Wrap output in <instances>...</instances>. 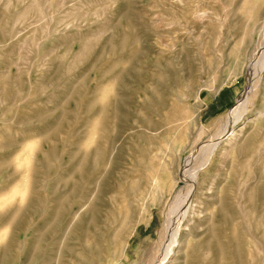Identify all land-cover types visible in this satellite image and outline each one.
Here are the masks:
<instances>
[{
  "label": "rangeland",
  "instance_id": "rangeland-1",
  "mask_svg": "<svg viewBox=\"0 0 264 264\" xmlns=\"http://www.w3.org/2000/svg\"><path fill=\"white\" fill-rule=\"evenodd\" d=\"M263 64L264 0H0V264H264Z\"/></svg>",
  "mask_w": 264,
  "mask_h": 264
},
{
  "label": "bare ground",
  "instance_id": "bare-ground-1",
  "mask_svg": "<svg viewBox=\"0 0 264 264\" xmlns=\"http://www.w3.org/2000/svg\"><path fill=\"white\" fill-rule=\"evenodd\" d=\"M263 70H264V64H263V66H261V68L259 69V75L258 76H261V74H262V72H263ZM249 86H252V84L250 83V85ZM253 87V86H252ZM249 88H251V87H249ZM252 89V88H251ZM249 90V89H248ZM248 93H250V92H248ZM245 95V94H244ZM249 97V96H248ZM244 98V97H243ZM245 100H246V97L243 99V100H240V104L236 107V108H234L233 110H232V112L231 113H239L240 112V110H241V108H242V106L244 107V105L243 104H241V103H245ZM243 112V111H242ZM236 121V120H235ZM234 121V122H235ZM233 122V121H232ZM231 122V123H232ZM226 132V131H225ZM228 132V131H227ZM219 140L220 139H218V141L213 145V147H212V150H211V153H210V155H209V157H208V161H211L212 160V158H213V156H214V153H215V149H216V147H217V145H218V143H219ZM198 172V171H197ZM196 174V173H195ZM194 175V174H193ZM192 193H193V191L190 193V197L189 198H187V200L186 201H184V203H185V208H183L182 207V209H184L183 210V215H182V220L184 221L185 220V217H186V215H187V212H188V209L190 208V204H191V201H190V199H191V196H192ZM182 206H183V204H182ZM181 209V208H180ZM179 209V210H180ZM178 220V219H177ZM178 224H179V222H177ZM176 223V224H177ZM175 224V225H176ZM178 226V225H177ZM180 226V225H179ZM179 226L177 227V231H176V229H175V231H176V236L174 237V240H176L177 239V236H178V229H179ZM175 228H176V226H175ZM173 231H174V229H173ZM175 231H174V233H175ZM175 235V234H174ZM174 242V241H173ZM176 242V241H175ZM169 250H168V253H167V257L169 256V254L172 252V250H173V245H171L169 248H168ZM161 264H163V263H161Z\"/></svg>",
  "mask_w": 264,
  "mask_h": 264
}]
</instances>
